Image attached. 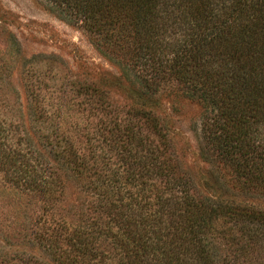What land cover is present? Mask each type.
I'll list each match as a JSON object with an SVG mask.
<instances>
[{"label":"trees","instance_id":"obj_1","mask_svg":"<svg viewBox=\"0 0 264 264\" xmlns=\"http://www.w3.org/2000/svg\"><path fill=\"white\" fill-rule=\"evenodd\" d=\"M37 1L120 70L43 57L22 104L0 57V172L35 201L39 246L57 264H264V0ZM170 96L199 107L207 168Z\"/></svg>","mask_w":264,"mask_h":264},{"label":"rangeland","instance_id":"obj_2","mask_svg":"<svg viewBox=\"0 0 264 264\" xmlns=\"http://www.w3.org/2000/svg\"><path fill=\"white\" fill-rule=\"evenodd\" d=\"M1 16L8 21L9 31L20 47L18 55L8 53L6 36H0V57L9 63L10 88L15 94L19 93V103L26 102V67L31 63L36 68L42 67L43 57H56L82 77H97L101 73L120 76L118 67L95 49L82 30L59 20L37 0H0ZM13 99L14 96L11 97ZM164 100L172 101L177 109L170 121L188 165L195 170L207 168L198 151L199 107L179 96ZM16 114L19 115V111ZM38 217L35 201L7 183L0 172V264H57L38 244Z\"/></svg>","mask_w":264,"mask_h":264}]
</instances>
